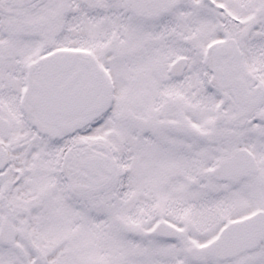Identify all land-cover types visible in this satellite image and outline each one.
I'll list each match as a JSON object with an SVG mask.
<instances>
[{
	"label": "snow or ice",
	"instance_id": "snow-or-ice-1",
	"mask_svg": "<svg viewBox=\"0 0 264 264\" xmlns=\"http://www.w3.org/2000/svg\"><path fill=\"white\" fill-rule=\"evenodd\" d=\"M0 264H264V0H0Z\"/></svg>",
	"mask_w": 264,
	"mask_h": 264
}]
</instances>
